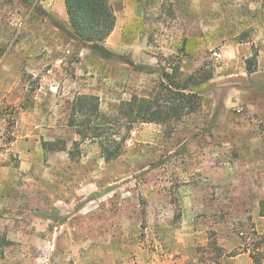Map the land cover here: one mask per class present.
<instances>
[{"label": "rangeland", "instance_id": "rangeland-1", "mask_svg": "<svg viewBox=\"0 0 264 264\" xmlns=\"http://www.w3.org/2000/svg\"><path fill=\"white\" fill-rule=\"evenodd\" d=\"M110 2L103 58L74 38L64 0H0V264H252L264 126L245 100L264 94V70L245 65L264 49V0ZM199 70L197 112L134 124L114 160L74 145L77 95L114 114Z\"/></svg>", "mask_w": 264, "mask_h": 264}, {"label": "trees", "instance_id": "trees-1", "mask_svg": "<svg viewBox=\"0 0 264 264\" xmlns=\"http://www.w3.org/2000/svg\"><path fill=\"white\" fill-rule=\"evenodd\" d=\"M72 35L80 43L103 58L114 57L104 44L115 26L116 17L110 0H64ZM257 53L246 60L248 73L255 70ZM140 68V67H139ZM142 69V68H140ZM211 73L196 71L182 82L168 74L162 77L158 87L149 97L132 95L122 101L116 113L107 114L99 108V98L92 94L77 95L71 106L69 125L76 128L80 141L96 142L106 161L118 158L124 151L130 128L137 123H158L171 127L175 121L195 113L201 107V97L192 87L207 81ZM122 129L126 133L122 134ZM170 131V129H169ZM54 143L43 142V148ZM71 153V152H70ZM243 246L230 256L247 252ZM249 255L253 264H264V253L255 247Z\"/></svg>", "mask_w": 264, "mask_h": 264}, {"label": "crops", "instance_id": "crops-1", "mask_svg": "<svg viewBox=\"0 0 264 264\" xmlns=\"http://www.w3.org/2000/svg\"><path fill=\"white\" fill-rule=\"evenodd\" d=\"M260 30H261V27H260ZM262 37H264V31L262 32L261 30L260 34L257 37H254L253 39L256 42H261L264 40ZM238 42L240 41L238 40ZM256 57L259 58V61H258L259 71L264 70V68L261 67L262 64L260 62L261 60L264 59V49H260L259 54L257 53ZM245 68H246V65H245ZM246 72H248L247 69H246ZM259 91L251 92V95H253L252 96L253 98L251 97L248 100H245V103H246L247 108L249 109V112L253 114H257L259 117V122L264 126V94L263 92H259ZM259 217L264 219V215H260Z\"/></svg>", "mask_w": 264, "mask_h": 264}]
</instances>
